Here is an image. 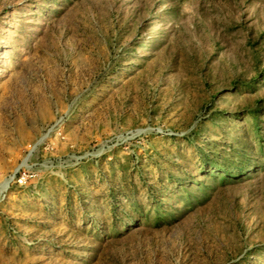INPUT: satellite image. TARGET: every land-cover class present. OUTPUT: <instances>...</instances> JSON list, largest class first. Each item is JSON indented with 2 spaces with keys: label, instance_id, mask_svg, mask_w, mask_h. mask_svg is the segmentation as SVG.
<instances>
[{
  "label": "rangeland",
  "instance_id": "rangeland-1",
  "mask_svg": "<svg viewBox=\"0 0 264 264\" xmlns=\"http://www.w3.org/2000/svg\"><path fill=\"white\" fill-rule=\"evenodd\" d=\"M258 137L264 0H0V264H264Z\"/></svg>",
  "mask_w": 264,
  "mask_h": 264
},
{
  "label": "trees",
  "instance_id": "trees-1",
  "mask_svg": "<svg viewBox=\"0 0 264 264\" xmlns=\"http://www.w3.org/2000/svg\"><path fill=\"white\" fill-rule=\"evenodd\" d=\"M247 86H244L243 88H246ZM251 113H256V110L255 109H252ZM262 139V140H261ZM260 140V147L262 148V150H264V139L261 138V137H258L256 139V141H259Z\"/></svg>",
  "mask_w": 264,
  "mask_h": 264
}]
</instances>
